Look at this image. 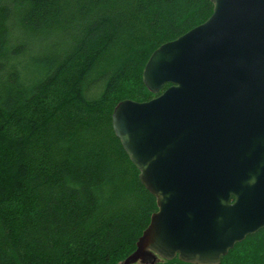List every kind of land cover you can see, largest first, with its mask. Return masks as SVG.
Segmentation results:
<instances>
[{"label": "trees", "instance_id": "trees-1", "mask_svg": "<svg viewBox=\"0 0 264 264\" xmlns=\"http://www.w3.org/2000/svg\"><path fill=\"white\" fill-rule=\"evenodd\" d=\"M213 11L212 0H0V264H121L136 251L157 200L113 112L157 96L143 83L149 58ZM220 264H264V229Z\"/></svg>", "mask_w": 264, "mask_h": 264}, {"label": "water", "instance_id": "water-1", "mask_svg": "<svg viewBox=\"0 0 264 264\" xmlns=\"http://www.w3.org/2000/svg\"><path fill=\"white\" fill-rule=\"evenodd\" d=\"M212 3L205 23L146 63L157 96L114 109L115 134L158 207L122 264H220L264 229V0Z\"/></svg>", "mask_w": 264, "mask_h": 264}, {"label": "rangeland", "instance_id": "rangeland-1", "mask_svg": "<svg viewBox=\"0 0 264 264\" xmlns=\"http://www.w3.org/2000/svg\"><path fill=\"white\" fill-rule=\"evenodd\" d=\"M159 263H163L162 260H158L155 264H159ZM137 264H152V260L148 259L147 262L145 263L138 262Z\"/></svg>", "mask_w": 264, "mask_h": 264}, {"label": "bare ground", "instance_id": "bare-ground-1", "mask_svg": "<svg viewBox=\"0 0 264 264\" xmlns=\"http://www.w3.org/2000/svg\"><path fill=\"white\" fill-rule=\"evenodd\" d=\"M122 264V263H121Z\"/></svg>", "mask_w": 264, "mask_h": 264}]
</instances>
